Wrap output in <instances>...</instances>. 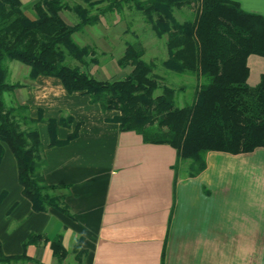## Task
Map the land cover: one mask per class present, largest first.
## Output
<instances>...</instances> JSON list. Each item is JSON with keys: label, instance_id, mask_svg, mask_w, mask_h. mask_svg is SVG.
Listing matches in <instances>:
<instances>
[{"label": "trees", "instance_id": "trees-1", "mask_svg": "<svg viewBox=\"0 0 264 264\" xmlns=\"http://www.w3.org/2000/svg\"><path fill=\"white\" fill-rule=\"evenodd\" d=\"M29 1L33 19L20 0H0V161L7 147L16 161L22 195L33 211L54 209L69 216L62 192L66 188L44 180L46 161L37 124H47L50 145L66 143L73 135L60 142L55 128L65 122L41 114L33 119L27 105L6 102L4 95L24 86L9 81L8 62L26 66L29 80L57 78L67 93L88 95L103 112H116L112 120L120 131L135 132L148 144L172 147L176 174L199 175L209 152L238 155L264 148V75L255 86L247 83V58H264V16L244 11L233 0H78L73 6L66 0ZM63 11L74 13L77 22L66 24ZM125 12L141 16L162 40L163 53L146 62L142 39L134 35L135 42H127L116 60L118 68L129 72L119 80L95 78L90 74L98 64L95 48L78 44L73 36L107 15L122 17ZM132 23L127 21L128 31ZM185 80H193L190 101L178 106ZM36 239L29 236L24 245ZM50 247L57 259L64 258L59 236ZM26 259L24 254L6 257L0 247V264Z\"/></svg>", "mask_w": 264, "mask_h": 264}, {"label": "crops", "instance_id": "crops-1", "mask_svg": "<svg viewBox=\"0 0 264 264\" xmlns=\"http://www.w3.org/2000/svg\"><path fill=\"white\" fill-rule=\"evenodd\" d=\"M233 1L264 16V0ZM247 67V83L255 86L264 58L250 55ZM25 74L16 93L29 116L65 122L55 128L60 142L73 135L50 145L47 124H37L44 180L66 188L69 216L32 210L4 147L0 247L6 257H27L13 264H264V148L209 152L199 175L176 174L172 147L120 131L116 112H103L88 95L67 93L57 78ZM32 235L35 243L24 245ZM58 236L65 251L60 260L50 247Z\"/></svg>", "mask_w": 264, "mask_h": 264}, {"label": "rangeland", "instance_id": "rangeland-1", "mask_svg": "<svg viewBox=\"0 0 264 264\" xmlns=\"http://www.w3.org/2000/svg\"><path fill=\"white\" fill-rule=\"evenodd\" d=\"M20 1L24 13L28 18L33 19L35 17L32 11L33 2L29 0ZM66 2L69 6L79 4L78 0H66ZM188 14V11H186L184 13V16H188ZM60 16L66 24L72 25L77 22V19L72 12L63 11L61 12ZM177 18L179 20H183L182 16H177ZM129 20L133 21V23L128 31L127 21ZM134 35H137V37H140L142 39L141 43L145 48V55L143 59L146 62L150 61L151 58H157L161 56V54L163 53L162 40L159 41L158 39H156L152 32L148 30L147 26L143 24L141 16L132 12H125L122 17H119L117 15H107L100 21L99 24L93 27L85 28L80 33L75 34L73 38L80 45H88L95 48L98 64L93 66L90 70V74L93 77L103 80H119L123 78L130 69L118 68L116 65V60L122 56L125 44L127 42H135ZM7 66L9 69V81L11 83H23V81L26 79L25 73L28 68L14 61L8 62ZM161 71L162 73H166V71L163 69H161ZM176 79L179 82L183 80L182 77H176ZM177 80L174 79L173 82L176 83V86H179L180 83ZM183 82L184 83L182 84L186 86V89L178 97V106L189 103L190 95L192 92L190 88V85L192 83L188 80H185ZM4 96L7 103L9 101H11L12 103L20 102L17 93ZM182 167L183 166H181V170ZM236 184V188H238L237 181ZM242 187H245V185H242Z\"/></svg>", "mask_w": 264, "mask_h": 264}]
</instances>
